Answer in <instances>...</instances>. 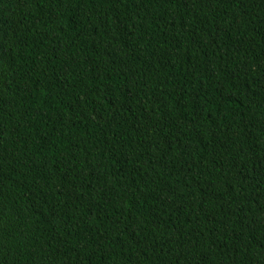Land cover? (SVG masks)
I'll return each mask as SVG.
<instances>
[{"label":"trees","instance_id":"16d2710c","mask_svg":"<svg viewBox=\"0 0 264 264\" xmlns=\"http://www.w3.org/2000/svg\"><path fill=\"white\" fill-rule=\"evenodd\" d=\"M0 264H264V0H0Z\"/></svg>","mask_w":264,"mask_h":264}]
</instances>
